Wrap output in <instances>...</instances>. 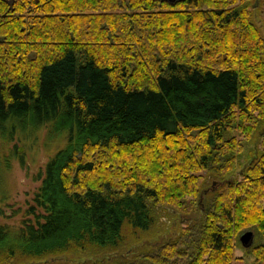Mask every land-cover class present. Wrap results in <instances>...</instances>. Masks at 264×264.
<instances>
[{
	"label": "trees",
	"instance_id": "16d2710c",
	"mask_svg": "<svg viewBox=\"0 0 264 264\" xmlns=\"http://www.w3.org/2000/svg\"><path fill=\"white\" fill-rule=\"evenodd\" d=\"M256 15L264 0H0V132L68 136L33 217L0 220V264H233L245 230L264 261Z\"/></svg>",
	"mask_w": 264,
	"mask_h": 264
},
{
	"label": "rangeland",
	"instance_id": "374dc122",
	"mask_svg": "<svg viewBox=\"0 0 264 264\" xmlns=\"http://www.w3.org/2000/svg\"><path fill=\"white\" fill-rule=\"evenodd\" d=\"M255 19L261 24L264 23L262 15H256ZM262 28L264 32V26ZM5 130V134L0 132V198L3 195L6 196L0 200V207L3 210L0 220L18 224L24 218L33 217L27 214L26 210L41 183L46 164L60 148L65 146L68 136L64 132H51L49 125H42L35 131L32 128L23 131L20 125L13 128L9 123ZM241 137L239 136V138ZM15 146L20 153H13L9 156L10 148L13 149ZM257 146L261 149L262 141H259ZM257 146L254 142L247 144L241 157L240 170L250 161V158H253V155L251 156L249 153L252 148L256 149ZM240 173L241 171H238L235 175L239 176ZM195 214L196 212L192 213V215ZM183 218L182 223L177 222L175 225H169L168 232H172L173 228L177 231L180 225L191 220L185 215ZM234 254L236 258L233 260V264H264V261H257L241 244L237 245Z\"/></svg>",
	"mask_w": 264,
	"mask_h": 264
},
{
	"label": "water",
	"instance_id": "95a60500",
	"mask_svg": "<svg viewBox=\"0 0 264 264\" xmlns=\"http://www.w3.org/2000/svg\"><path fill=\"white\" fill-rule=\"evenodd\" d=\"M239 239L244 247H249L253 243V240H254L253 231L245 230L244 232L240 234Z\"/></svg>",
	"mask_w": 264,
	"mask_h": 264
}]
</instances>
